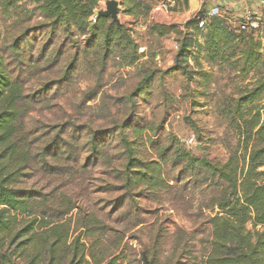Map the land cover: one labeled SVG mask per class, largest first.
<instances>
[{
    "label": "rangeland",
    "instance_id": "rangeland-1",
    "mask_svg": "<svg viewBox=\"0 0 264 264\" xmlns=\"http://www.w3.org/2000/svg\"><path fill=\"white\" fill-rule=\"evenodd\" d=\"M119 3V20L139 45L136 64H123L119 48L107 52L103 36H92L90 28L55 23L29 0L17 8L0 0V57L21 82L27 110L18 139L29 159L14 187L40 220L41 264H49L54 241L52 225L43 221L64 223L69 244L80 236L93 264L116 256L120 264H144L145 255L154 264H200L211 251L219 180L207 167H191L185 154L215 165L244 155L239 114L243 121L261 109L264 118V97L240 112L236 104L264 80L262 52L245 78L205 49L198 51L199 63L189 57L188 73L175 69L187 33L179 27L167 35L159 31L181 21L157 10L124 14ZM106 7L102 3L96 12ZM237 58L239 52L231 59ZM152 71L150 85L137 91ZM35 215L19 216L8 242ZM95 220L98 226L89 227ZM32 245L26 247L31 256ZM10 249L0 248V256ZM57 249L58 256L65 252ZM69 250L62 264H69ZM17 254L12 259L22 264Z\"/></svg>",
    "mask_w": 264,
    "mask_h": 264
},
{
    "label": "trees",
    "instance_id": "trees-1",
    "mask_svg": "<svg viewBox=\"0 0 264 264\" xmlns=\"http://www.w3.org/2000/svg\"><path fill=\"white\" fill-rule=\"evenodd\" d=\"M24 1L27 0H4V4L6 7L17 8ZM29 1L34 2L45 17L55 23H62L69 29L76 26L81 31L90 28L93 32L92 36H103L107 52H111L114 47L123 51L122 58L126 61L123 63L121 60L123 64L138 62L139 45L131 36L132 30L124 23L103 15H97L96 23H89V19L100 8L103 0ZM121 1L124 14L141 13L147 16L151 11L150 6L140 0ZM204 16L205 12L199 11L186 23V27L190 29L176 55L175 69H184L188 73L189 57L194 55L197 63V55L200 53L198 51L205 49L210 53V59L218 58L220 64H227L231 69H240L242 76L248 77L261 60L262 42L257 39L254 30H241L239 26L233 25L228 18L221 15L209 19L206 28L200 29L198 20ZM173 30H175L173 27H163L159 32L167 35ZM198 36L203 37L204 47L199 42ZM112 41L114 45L111 46ZM237 52L239 58L232 60V56ZM154 75L153 71L146 74L139 83L137 91L150 85ZM192 79L193 76H190V80ZM263 97L264 80L257 79L255 87L238 100L236 111L240 112L243 105L260 101ZM23 100L24 88L21 82L12 77L8 66L0 57V248H11L9 256L7 253L0 256V264H20L12 259L16 253L18 258L24 261L22 264L42 263L40 258L43 253L37 246L39 243L35 234V225L40 220L30 209L25 195H21L14 187L18 171L23 168L21 164L25 159H29L28 153L23 151L18 139L19 133L21 134L19 122L27 111L22 105ZM239 115L236 127L244 129L247 138L243 147V156L234 153L222 165H215L206 158L200 159L190 153L185 154L189 156L191 167L199 164L207 167L212 176L219 180L218 198L212 203L218 211L210 220L213 233L211 251L206 260L200 264H264V118L261 109H258L251 118L243 121L241 119L244 115L242 113ZM33 215L35 218L21 231L16 232L8 242V236L14 232L12 224L19 216ZM88 223L83 226L84 230L88 231L91 225L96 227L99 224L95 220L89 223L88 227ZM42 224L48 226L47 228L52 225L49 231L52 232L54 241L50 245L49 264L64 263L70 247L73 250L69 264H93L86 258L87 244L80 236L69 244L72 235L64 223L43 221ZM249 224H252V229L249 228ZM30 243L35 249L32 256L26 251ZM58 247L65 250L59 256L56 255ZM118 259L117 256L113 257L106 264H120ZM95 261L96 264H101L103 260ZM144 264H154V261L145 255Z\"/></svg>",
    "mask_w": 264,
    "mask_h": 264
},
{
    "label": "crops",
    "instance_id": "crops-1",
    "mask_svg": "<svg viewBox=\"0 0 264 264\" xmlns=\"http://www.w3.org/2000/svg\"><path fill=\"white\" fill-rule=\"evenodd\" d=\"M163 0H143V3L150 6L151 11L157 10L162 13L171 14V19L181 21L179 24H172L167 27H173L174 29H178L180 31H189L190 28L186 27V23L193 18V16L199 12L204 11L207 13L214 7H220L221 9V16H225L228 20L233 24L237 25L240 28V23L242 21L243 15L246 12L253 13L257 18L262 21L264 18V4L263 0H174L175 3L171 6L167 11L161 9V3ZM105 4L106 1H101V4ZM165 14V15H166ZM263 25L261 22V28L258 30H254V33L262 42V46L264 47V32L262 31ZM171 31L169 34H171ZM202 45L204 43L202 39H200ZM262 49V50H261ZM260 51L262 52V61H264L263 50L264 48L261 47Z\"/></svg>",
    "mask_w": 264,
    "mask_h": 264
},
{
    "label": "built area",
    "instance_id": "built-area-1",
    "mask_svg": "<svg viewBox=\"0 0 264 264\" xmlns=\"http://www.w3.org/2000/svg\"><path fill=\"white\" fill-rule=\"evenodd\" d=\"M104 1H106L107 3L108 0H104ZM174 3H175L174 0H163L161 3V9L167 11L171 6H173ZM263 4H264V0H263ZM220 15H221L220 7L212 8L207 13H205L204 17L199 18L198 27L200 29H205L209 19H212ZM96 18H97V12L90 18V21L96 22ZM260 28H261V21L253 13L246 12L243 15L242 21L240 23L241 30L250 31V30H258ZM194 141H195L194 138H190L188 142L194 143Z\"/></svg>",
    "mask_w": 264,
    "mask_h": 264
},
{
    "label": "water",
    "instance_id": "water-1",
    "mask_svg": "<svg viewBox=\"0 0 264 264\" xmlns=\"http://www.w3.org/2000/svg\"><path fill=\"white\" fill-rule=\"evenodd\" d=\"M106 10H100L97 15H103L107 17H112L113 20L119 21V11L121 5L118 0H108Z\"/></svg>",
    "mask_w": 264,
    "mask_h": 264
}]
</instances>
